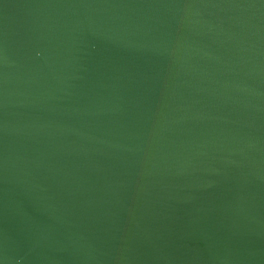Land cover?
<instances>
[{"label":"water","instance_id":"1","mask_svg":"<svg viewBox=\"0 0 264 264\" xmlns=\"http://www.w3.org/2000/svg\"><path fill=\"white\" fill-rule=\"evenodd\" d=\"M0 264H264V0H0Z\"/></svg>","mask_w":264,"mask_h":264}]
</instances>
